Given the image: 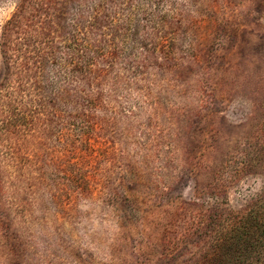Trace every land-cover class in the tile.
Returning a JSON list of instances; mask_svg holds the SVG:
<instances>
[{
    "label": "rangeland",
    "instance_id": "374dc122",
    "mask_svg": "<svg viewBox=\"0 0 264 264\" xmlns=\"http://www.w3.org/2000/svg\"><path fill=\"white\" fill-rule=\"evenodd\" d=\"M20 2L0 264H264V0H57L60 61L76 34L95 66L52 89L9 75Z\"/></svg>",
    "mask_w": 264,
    "mask_h": 264
},
{
    "label": "trees",
    "instance_id": "16d2710c",
    "mask_svg": "<svg viewBox=\"0 0 264 264\" xmlns=\"http://www.w3.org/2000/svg\"><path fill=\"white\" fill-rule=\"evenodd\" d=\"M56 3L57 0H21L2 30L3 52L7 54L9 75L13 73L21 80L28 75V72L34 70L30 64L32 62L36 70L32 74L35 78L34 87L37 89H41L43 80L45 83L43 88L52 89L49 74L45 71L51 66L61 68L64 65L66 66L64 69L71 71V76L74 73H84V75L94 73L95 59L92 54L95 47L88 40L79 39L76 34L72 37L70 35L61 37L62 48L60 50L66 58L60 61L59 54L56 53L58 47L54 41L55 28L60 22L56 13L58 10ZM96 17L97 15L93 17V22ZM12 54L25 58V61L19 62L17 58L13 60ZM37 70L42 72L40 79H38ZM6 81L9 85L10 78ZM19 83L18 81V84L14 86L15 90L20 89ZM8 123L11 126L12 123L10 121Z\"/></svg>",
    "mask_w": 264,
    "mask_h": 264
}]
</instances>
